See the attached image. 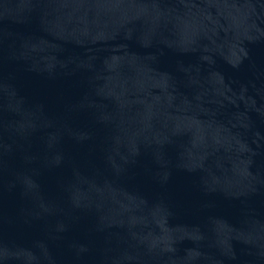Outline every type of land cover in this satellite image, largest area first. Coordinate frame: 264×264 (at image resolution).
I'll return each mask as SVG.
<instances>
[{"label": "water", "instance_id": "obj_1", "mask_svg": "<svg viewBox=\"0 0 264 264\" xmlns=\"http://www.w3.org/2000/svg\"><path fill=\"white\" fill-rule=\"evenodd\" d=\"M0 264H264V0H0Z\"/></svg>", "mask_w": 264, "mask_h": 264}]
</instances>
